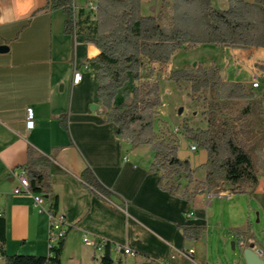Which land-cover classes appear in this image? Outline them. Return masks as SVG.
<instances>
[{
  "label": "crops",
  "instance_id": "1",
  "mask_svg": "<svg viewBox=\"0 0 264 264\" xmlns=\"http://www.w3.org/2000/svg\"><path fill=\"white\" fill-rule=\"evenodd\" d=\"M96 1L73 0L75 20L88 13L94 19L95 11L87 3ZM154 1L142 0V12L147 7L143 14L151 13ZM46 4L47 0H0V46L9 47L0 51V213L7 222L6 253L50 254L48 216L34 205L33 193L15 192L18 174L33 150L51 159L57 211L68 227L61 264H102L104 250L86 245L84 233L104 238L111 246L131 248L135 256L112 250V258H122L124 264H225L220 240L226 244L236 239L233 230L247 227L259 231L261 238L240 244L239 258L229 262L247 264L244 249L249 245L264 257V175L246 194L235 193L229 183L218 193L200 190L192 200L164 190L159 183L161 171L151 170L154 152L150 146H133L129 139L119 138L117 126L107 120L98 97L99 64L94 61L100 50L88 40L92 35L77 24L66 31V12L46 9ZM215 47L221 58L209 64L219 60L226 80L253 87L255 73L260 75V86L253 90L258 91L264 108V48ZM76 72L82 74L79 82L74 81ZM134 84L131 78L114 105L124 100V89L131 90ZM28 108L36 116L32 129L26 127ZM166 126L178 132V155L190 161L194 179L204 180L201 166L208 152L191 150L194 142L181 124ZM86 169L113 192L110 199L83 180ZM181 182L182 193L195 184L186 178ZM252 213L257 215V225ZM179 224H205L206 229L201 238L188 239ZM213 227L228 228L230 233L219 238L217 251ZM191 248L194 259L185 255ZM0 264H5L3 256Z\"/></svg>",
  "mask_w": 264,
  "mask_h": 264
},
{
  "label": "trees",
  "instance_id": "2",
  "mask_svg": "<svg viewBox=\"0 0 264 264\" xmlns=\"http://www.w3.org/2000/svg\"><path fill=\"white\" fill-rule=\"evenodd\" d=\"M227 2V7L221 8L212 0H155L151 13L143 14L142 0H97L92 20L89 13L84 19L75 20L73 0H47L45 6L66 12V31H72L77 24L92 35L88 40L100 50L94 61L99 64L98 97L107 120L117 126L119 138L129 139L133 146L149 145L154 152L151 170L162 173L160 186L190 200L203 189L218 193L226 183L232 185L235 193H250L257 187L260 175H264L263 105L253 87L226 80L215 62L172 69L165 76L178 87L185 84L190 98L205 105L206 126L194 127L186 117L181 125L184 134L208 152V159L201 166L206 172L204 180L196 181L190 161L179 157L178 132L157 129L163 105L157 71L169 65L178 51L200 44L264 48V0ZM131 78L135 81L133 89H124V100L114 105V98ZM50 167L47 154L30 150L22 170L29 191L48 196L52 209L57 210L59 196L51 183ZM82 178L110 199L113 192L90 169L83 172ZM183 178L196 184L182 193ZM179 226L188 239L201 238L206 229L205 224ZM6 231V218L0 215V256L5 258V264H61L66 236L50 248L47 256L7 254ZM233 231L236 243H248L249 227ZM101 261L124 264L122 258H112L108 241Z\"/></svg>",
  "mask_w": 264,
  "mask_h": 264
},
{
  "label": "rangeland",
  "instance_id": "3",
  "mask_svg": "<svg viewBox=\"0 0 264 264\" xmlns=\"http://www.w3.org/2000/svg\"><path fill=\"white\" fill-rule=\"evenodd\" d=\"M213 3L218 7H227L228 2L227 0H212ZM147 10L146 5L143 7V13ZM221 52L219 49L212 45H205L200 44L198 47L193 48L191 50H180L178 51L171 63L167 66H164L160 68L157 71V75L160 78L161 88H162V100L163 105L160 108V114L159 119L157 121V124L160 125L159 129L162 130H169V128L166 126L169 124L171 128H174V125L181 124L184 117L189 119L190 124L195 125L196 127H204L207 124V120L205 115L203 114V111L205 109V105L201 101H196L190 99V90L186 87L185 84H182L178 89L175 87L174 81L165 80L166 73L172 69L186 67L188 65H192L196 62H203L205 65H209V61L212 59H220L221 58ZM216 64H222L219 63V60H215ZM170 85L174 87V90L170 92ZM256 92V91H255ZM258 91L256 92V95L258 96ZM182 108V112L179 113V109ZM161 115V118H160ZM168 122H166V121ZM255 155V152H254ZM196 184V182H195ZM194 184V186H195ZM193 186V187H194ZM221 213L220 210H218V214ZM257 215L252 213V220L254 221L255 225H257ZM227 222V220H226ZM214 223V222H213ZM225 230V231H224ZM214 233L215 239H214V247L215 251H217V244L219 242V238H222V235H230L228 228H219V230H215L213 227L212 234ZM221 236V237H220ZM261 238V234L259 231L255 233L253 229H251V232L248 236V243L252 239H258ZM234 241L236 242V239H231L226 244L220 240V255L223 257V260L225 264H231L228 259H234L239 258L240 254V244L235 243V246L233 245ZM224 251L227 252V255L224 254Z\"/></svg>",
  "mask_w": 264,
  "mask_h": 264
},
{
  "label": "built area",
  "instance_id": "4",
  "mask_svg": "<svg viewBox=\"0 0 264 264\" xmlns=\"http://www.w3.org/2000/svg\"><path fill=\"white\" fill-rule=\"evenodd\" d=\"M87 6L93 11H96L97 9V5L94 2H88ZM81 79H82V74L80 72H76L74 81L79 82ZM252 86L254 88L260 86V75L258 73H255L253 77ZM35 125H36V116L34 109L28 108L27 117H26V127L28 129H32L35 127ZM190 148L191 150L195 151L198 149V146L196 143H193L190 145ZM18 177H19V186L15 189V192L16 193H20L24 191L30 192L29 182L25 171L21 170L20 173L18 174ZM33 201H34V205L38 208V211L40 213H45L48 216L50 221L49 246L50 248L56 246L59 240L66 236L68 231V227L64 215L59 213L57 210L52 209L48 196L44 194H33ZM0 215H2V213H0ZM83 241L86 245L92 246L97 250H104L105 245L107 243V240H105L104 238L93 236L88 233H84ZM111 249L115 251L117 254H126L131 256L136 255L135 252L128 246L115 244L111 246ZM193 253H194V249L191 248L185 253V255L190 259H194Z\"/></svg>",
  "mask_w": 264,
  "mask_h": 264
},
{
  "label": "water",
  "instance_id": "5",
  "mask_svg": "<svg viewBox=\"0 0 264 264\" xmlns=\"http://www.w3.org/2000/svg\"><path fill=\"white\" fill-rule=\"evenodd\" d=\"M9 47L7 45L0 46V51H7ZM196 65V62L193 64ZM182 112V108L179 109V113ZM235 241L233 245L235 246ZM244 258L247 264H264V257L260 250H255L252 245L247 246L244 249Z\"/></svg>",
  "mask_w": 264,
  "mask_h": 264
}]
</instances>
